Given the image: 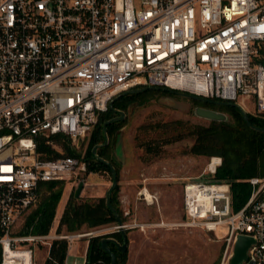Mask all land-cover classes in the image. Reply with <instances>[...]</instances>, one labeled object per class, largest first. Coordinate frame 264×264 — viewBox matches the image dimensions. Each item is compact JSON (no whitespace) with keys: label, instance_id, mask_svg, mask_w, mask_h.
Returning a JSON list of instances; mask_svg holds the SVG:
<instances>
[{"label":"built area","instance_id":"1","mask_svg":"<svg viewBox=\"0 0 264 264\" xmlns=\"http://www.w3.org/2000/svg\"><path fill=\"white\" fill-rule=\"evenodd\" d=\"M147 87L264 119V0H0L1 264H36L37 245L49 256L55 240L72 248L76 236L16 235L42 183L87 170L56 138L79 153L114 99ZM221 165L213 157L208 169ZM249 182L236 213L228 184L184 185L183 227L228 228L222 264L241 235L256 241L244 264H264V177Z\"/></svg>","mask_w":264,"mask_h":264},{"label":"rangeland","instance_id":"2","mask_svg":"<svg viewBox=\"0 0 264 264\" xmlns=\"http://www.w3.org/2000/svg\"><path fill=\"white\" fill-rule=\"evenodd\" d=\"M196 109L193 100L177 95H163L128 113L127 123L119 133L120 155L116 154V148L114 150L119 165V196L121 198V195H124L132 203L127 211L124 209L125 203H121L129 240L126 264H222L224 261L227 244L222 238L228 233L226 226H220L216 233L207 232L200 227L182 226L187 221L183 208L184 185L187 182L211 181L212 174L208 169L210 162L205 158L185 155L184 151L192 145L191 140L175 142L173 133L165 125L175 121L207 125L208 120L194 114ZM89 141L90 138L79 151L82 156L86 155ZM167 141L172 142L164 147L165 153L160 157L156 158L147 153L148 145L163 144ZM81 181H85V186L88 187L87 194L82 192V199L106 197L112 185V175L86 170L72 176L65 181L61 203L63 208L71 196L76 194ZM99 183H102V189L99 193L93 192L100 187ZM143 189H147L151 194L152 202L145 200L146 196H137ZM153 197L157 199L153 200ZM38 201L39 198L19 222L16 235L22 233L25 221ZM58 223L55 221L52 235L57 234ZM116 227L117 225H114L67 235L77 237L73 239V250L67 259L68 264H85L86 256L83 255V250L88 240L96 235L119 231ZM93 232L96 234L85 237V234ZM78 247L81 249L80 254H77ZM47 253L48 248L37 245L34 262L46 264L49 257Z\"/></svg>","mask_w":264,"mask_h":264},{"label":"trees","instance_id":"3","mask_svg":"<svg viewBox=\"0 0 264 264\" xmlns=\"http://www.w3.org/2000/svg\"><path fill=\"white\" fill-rule=\"evenodd\" d=\"M163 95L173 96L166 91L148 90L144 93L128 94L121 96L114 103L113 111L103 114L90 137L84 161L88 162L87 171H95L102 174H113L111 169L99 162L93 154L95 147L99 157L109 161L115 168L119 178V165L114 156V150L118 142V136L127 123L128 113L135 111L139 106L149 104L152 100ZM220 102V101H217ZM197 107L225 113L229 116L228 122L210 121L207 125L192 124L190 122L175 121L165 126L173 133L175 142L180 140H191L192 145L184 151L185 155L210 160L213 157L222 159V165L216 174L211 175V181L226 183L230 187L232 198V209L236 213L248 202L252 194L250 180L256 177H264V133L251 129L246 123L242 113L232 106H218L215 104L194 101ZM119 111L126 114L124 121L114 122L107 126V135L110 139L108 145L105 143L104 124L113 118L120 117ZM250 122L260 128H264V119L249 115ZM62 136L56 138L65 152L64 156H78L81 154L71 149L69 143ZM172 141L158 145H148L146 151L149 155L160 157L164 147ZM53 158L61 155L52 147H40ZM65 181H53L42 183L39 188V201L35 209L27 217L21 235L45 236L52 232L56 221L57 211L63 201ZM120 186L111 195V201L122 221L125 223L124 211L121 208ZM72 195L60 217L57 234L74 235L92 230H100L106 227L118 225L114 213L108 208L106 197L99 198H76ZM128 232V231H127ZM105 238H113L123 243L120 232L106 235H96L88 240L85 264H111L112 258L101 248V241ZM117 256L116 264H126L128 252L121 253L114 243L109 244ZM69 241L66 239L55 240L49 252L46 264H65L68 257ZM2 260V248L0 247V264Z\"/></svg>","mask_w":264,"mask_h":264},{"label":"water","instance_id":"4","mask_svg":"<svg viewBox=\"0 0 264 264\" xmlns=\"http://www.w3.org/2000/svg\"><path fill=\"white\" fill-rule=\"evenodd\" d=\"M148 90H157V91H162L163 90V91H166V92L171 93L173 95H177V96L183 97L185 99H190V100L198 101V102H201V103L215 104V105H218V106L226 105V106L235 107L242 113L246 123L248 124V126L251 129H253V130L257 131V132L264 133V128H260V127L254 126L249 120V115L240 106H238V105H236L234 103L217 102V101L205 99V98H202V97H197V96H194V95H191V94H188V93H182V92L173 91V90H170L168 88H161V87H153V88L147 87V88H143V89L133 90V91L126 92V93L122 94L121 96L128 95V94L144 93V92H146ZM120 97L114 99V101H112L110 103V109L111 110L116 111L114 109V103ZM119 114H120V117L113 118L112 120L107 121L104 124V135H105V143H104V145H108L109 144V137L107 135V126L112 124V123H114V122L124 121L126 119V114L124 112L119 111ZM194 114L197 117H199V118L208 120L209 122L210 121H216V122H228L229 121V116L227 114L221 113V112H218V111H214V110H210V109H207V108H203V107H197V109L194 111ZM80 144H81V141H80ZM99 147L100 146H97V147L94 148V150H93L94 156L97 158V160L99 162L107 165L111 169L112 174H113L112 185H111V187L108 190L107 195H106V203H107L108 208L114 213L115 217L118 220V225H117L116 228L119 231H116V232H120L122 234V237H123V243H119L118 241H116L113 238H105V239H103L101 241V248L108 255L111 256V258H112L111 264H116L117 263V256L112 251V249L110 248L109 244L110 243H114L121 253H127L128 250H129V240H128V235H127V230H126L127 226H125L124 222L122 221L121 217L119 216L117 210L112 205V201H111L112 192L119 186L118 174H117L115 168L113 167V165L109 161H107V160H105V159H103V158L98 156L97 150H98ZM120 149H121V138H120V135H119L118 136V142H117V145H116V154L117 155H120ZM84 187H85V181H81L79 183L78 187H77V190H76V195H75L76 198H80L81 197V194H82V192L84 190ZM127 214H129V213H127ZM94 234H96V232L85 234V237L93 236ZM255 242H256L255 239H253V238H251L249 236H245V235L239 236L237 238V241H236L235 246H234L233 256H232L230 264H244L248 260V251L251 248V246L255 244Z\"/></svg>","mask_w":264,"mask_h":264},{"label":"crops","instance_id":"5","mask_svg":"<svg viewBox=\"0 0 264 264\" xmlns=\"http://www.w3.org/2000/svg\"><path fill=\"white\" fill-rule=\"evenodd\" d=\"M100 184V187H97L95 190H93V192H95V193H99V191H100V189H102V183H99ZM86 185V184H85ZM87 186H85L84 187V190H83V193L84 194H87ZM144 190H147V189H143L141 192L139 191L138 193H137V196L138 197H142V196H145L144 194H143V191ZM183 190H184V188H183ZM86 192V193H85ZM126 195V194H125ZM154 199H157L156 197L154 198L153 197V200ZM145 200H147V199H145ZM66 201V200H65ZM120 201H121V203L123 204V203H125V211H127L128 209H129V207H130V204H132L131 203V200L129 199H127V197H125L124 195H121V198H120ZM150 202H152V201H150ZM150 204H152V203H150ZM65 207V206H64ZM64 209L65 208H63V206L60 204V206H59V208H58V211H57V216H56V221H58L59 222V220H60V217H61V215H62V213H63V211H64ZM185 214V213H184ZM87 249H88V242H87V244H86V246L84 247V250H83V255L84 256H86V253H87ZM73 250V245H72V248L71 249H69L68 250V257L70 256V254H71V251ZM81 251V249L78 247V253L77 254H80L79 252ZM82 254V253H81ZM68 257H67V259H68ZM65 264H68V260H66V262H65Z\"/></svg>","mask_w":264,"mask_h":264},{"label":"bare ground","instance_id":"6","mask_svg":"<svg viewBox=\"0 0 264 264\" xmlns=\"http://www.w3.org/2000/svg\"><path fill=\"white\" fill-rule=\"evenodd\" d=\"M143 194L146 196V199L148 200L149 199V201H151L152 199V196H151V194L147 191V190H144L143 191Z\"/></svg>","mask_w":264,"mask_h":264}]
</instances>
